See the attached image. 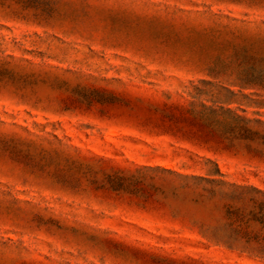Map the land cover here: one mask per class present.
Segmentation results:
<instances>
[{"label": "rangeland", "instance_id": "374dc122", "mask_svg": "<svg viewBox=\"0 0 264 264\" xmlns=\"http://www.w3.org/2000/svg\"><path fill=\"white\" fill-rule=\"evenodd\" d=\"M0 264H264V0H0Z\"/></svg>", "mask_w": 264, "mask_h": 264}, {"label": "trees", "instance_id": "16d2710c", "mask_svg": "<svg viewBox=\"0 0 264 264\" xmlns=\"http://www.w3.org/2000/svg\"><path fill=\"white\" fill-rule=\"evenodd\" d=\"M235 121L237 122V126H235V129L242 130L244 132V137L245 138H252V137H255L256 135L259 134L257 132H253L247 126L245 127V124H248L249 121L245 120L244 118L236 117ZM164 171L165 172H170L168 170H164ZM218 173H219V170H218ZM185 178H190L191 179V177H187V176H185Z\"/></svg>", "mask_w": 264, "mask_h": 264}]
</instances>
